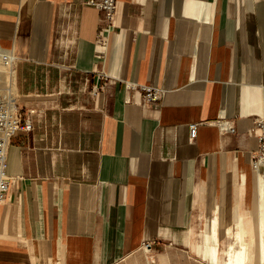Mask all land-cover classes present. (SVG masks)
Returning a JSON list of instances; mask_svg holds the SVG:
<instances>
[{"label": "crops", "instance_id": "0c3cea01", "mask_svg": "<svg viewBox=\"0 0 264 264\" xmlns=\"http://www.w3.org/2000/svg\"><path fill=\"white\" fill-rule=\"evenodd\" d=\"M87 1L0 0L32 122L7 148L0 264H264V0H117L111 29Z\"/></svg>", "mask_w": 264, "mask_h": 264}, {"label": "built area", "instance_id": "2783aa9c", "mask_svg": "<svg viewBox=\"0 0 264 264\" xmlns=\"http://www.w3.org/2000/svg\"><path fill=\"white\" fill-rule=\"evenodd\" d=\"M117 0H88L87 3L99 8L102 11L100 21L107 28L111 29L116 17ZM14 68L15 56L10 49L0 47V205L5 201L9 192L10 178L6 173V153L13 135L20 130L29 131L32 129V122L29 118H22L17 109L14 92ZM128 89L142 92L143 104H154L159 102L163 89L154 85L126 81ZM29 112H32L30 110ZM220 128L226 131H234L235 127L227 121L218 122ZM189 136L193 139L197 133V123H189ZM257 132L258 145L251 160V167L258 170L264 166V117H258L251 128ZM151 243L145 241L142 244L144 250L150 249Z\"/></svg>", "mask_w": 264, "mask_h": 264}]
</instances>
